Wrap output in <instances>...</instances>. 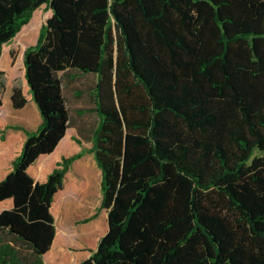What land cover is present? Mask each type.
<instances>
[{
	"label": "trees",
	"instance_id": "trees-1",
	"mask_svg": "<svg viewBox=\"0 0 264 264\" xmlns=\"http://www.w3.org/2000/svg\"><path fill=\"white\" fill-rule=\"evenodd\" d=\"M42 5L24 52L42 122L0 181L14 202L0 264H46L54 195L82 152L43 182L27 169L66 132L70 69L96 77L95 215L109 225L78 264H264V0H0V55ZM11 100L27 102L20 83Z\"/></svg>",
	"mask_w": 264,
	"mask_h": 264
},
{
	"label": "crops",
	"instance_id": "crops-1",
	"mask_svg": "<svg viewBox=\"0 0 264 264\" xmlns=\"http://www.w3.org/2000/svg\"><path fill=\"white\" fill-rule=\"evenodd\" d=\"M27 33L21 29L11 41L3 44L0 55V72H3L0 80L4 81V87L0 89V181L11 171L13 161L21 153L26 131L36 130L42 122L39 107L30 92L24 64V52L37 42L38 35ZM67 71L74 78L70 81L63 75L64 93L70 111L69 125L55 149L51 153L39 155L27 169L36 181L43 182L64 157L82 152L71 163L62 188L54 195L51 211L55 218L56 233L51 247L43 254L46 264H78L90 257L109 226L102 221L101 216L103 213L108 219L107 209H101L95 215L101 204L102 190L99 203L93 200L96 194H92L96 191L99 193V190L92 189L102 183V170L92 151V136L100 119L93 110L96 77L92 73L74 69ZM16 83H20L27 99L25 105L19 108H15L11 100ZM13 203V198L1 200L0 212L13 207ZM95 236L97 238L93 243L88 244L91 237ZM71 245L81 246V249L73 251Z\"/></svg>",
	"mask_w": 264,
	"mask_h": 264
},
{
	"label": "rangeland",
	"instance_id": "rangeland-1",
	"mask_svg": "<svg viewBox=\"0 0 264 264\" xmlns=\"http://www.w3.org/2000/svg\"><path fill=\"white\" fill-rule=\"evenodd\" d=\"M50 15H51V10L48 9L45 5H42V7H39L38 9L35 10L31 20L26 25H24L22 27L23 31L28 32L27 34L37 33V35L39 36L41 26L46 22V20L50 17ZM12 116H15V115H12ZM92 190H99V193H97V191L95 193H92V194H96V195H94L93 200H95L96 203H99L100 199H101V186H99L98 188H94ZM101 216H102V221L108 226L107 217H104L103 213ZM86 225L87 224H84L83 226H86ZM96 238H97L96 236L91 237V241H89L88 244L93 243V241ZM76 240H78V242H80L79 239H76ZM71 249L73 251H77V250L81 249V246L71 245ZM78 253H80V252H78ZM77 257H79V256H77Z\"/></svg>",
	"mask_w": 264,
	"mask_h": 264
}]
</instances>
